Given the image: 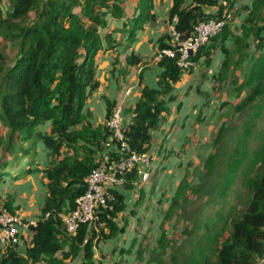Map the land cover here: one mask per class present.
I'll return each instance as SVG.
<instances>
[{
    "label": "trees",
    "instance_id": "16d2710c",
    "mask_svg": "<svg viewBox=\"0 0 264 264\" xmlns=\"http://www.w3.org/2000/svg\"><path fill=\"white\" fill-rule=\"evenodd\" d=\"M234 4L235 0H172L169 22L173 24L177 18L176 30L188 38L199 22L220 19L224 13L233 15ZM216 7V15L206 12ZM154 9L155 0H0V38L8 48L18 45L13 61L0 51V186L6 180L25 181L39 168L40 144L52 162L41 168L46 181L45 196L37 226L31 228L32 241L25 256L17 249L18 245L2 254L0 264H73L76 261L96 264V248L120 235L116 219L127 209L126 201L134 185L144 184L136 172L130 173L125 187L115 192L114 209L102 213L104 228L99 232L85 225L76 234H68L61 215L76 208V201L86 191L84 179L98 165L102 142L111 135L106 124L94 128L89 121L91 114L85 111L87 101L100 87L97 61L102 54L110 52L116 57V65L119 62L116 48L120 47V42L124 39L129 47L147 23L157 24ZM246 11L249 14L242 29L253 32L260 55L251 59L244 80L238 77L234 80L238 97L245 94L235 115L249 108L258 97H264V0H253ZM223 32L194 59L196 68L211 67L216 54L222 53L225 59L218 75L214 76L216 82H225L234 69L241 68L231 46L227 45L230 35ZM166 37L159 40V49L167 47ZM232 42V46L236 45L234 48H249L238 35ZM126 61L127 68L119 72V78H125L131 67L142 66V71L139 73L140 97L133 108L123 107L124 135L132 150L149 154L154 149L153 133L158 132L160 139L165 133L163 127L170 107L178 101L176 85L185 74L175 60L163 58L156 62L162 73L157 77V87L153 88L144 84L146 63L134 53ZM194 69L188 73H193ZM106 106L107 121L117 107L113 108L114 104L108 99ZM128 116L130 121L124 124ZM197 119L200 122V116ZM262 133L249 170V173L253 171L252 175L248 176L247 171L241 174L242 184L247 189L244 202L231 209L222 223L215 224L213 219H208L206 229L200 232L199 248L189 254L179 251L169 259L172 264L261 262L264 257ZM163 140L166 141V136ZM219 156L208 157L204 167L209 171L215 169ZM188 183L185 175L170 200L167 215L194 189ZM14 204L13 196L2 198L0 195V213L7 209L15 214L19 208ZM136 260L141 261V258Z\"/></svg>",
    "mask_w": 264,
    "mask_h": 264
},
{
    "label": "rangeland",
    "instance_id": "374dc122",
    "mask_svg": "<svg viewBox=\"0 0 264 264\" xmlns=\"http://www.w3.org/2000/svg\"><path fill=\"white\" fill-rule=\"evenodd\" d=\"M252 1L235 0L231 11L232 21L223 32L230 35L227 45L231 46L229 48H232L241 68L243 64V70L234 69L230 79L216 82L214 76L218 75L225 59L218 52L211 67L200 65L195 73L184 76L179 88L183 93H189L182 105L187 106H184L183 112L192 111L187 117L192 119L187 128L193 136L185 139L184 135L179 136L176 149L170 152L166 150L163 157H157V160H161L160 167L152 174L149 185L139 182L134 185L126 201L127 209L116 219L120 227V232H116L120 235L96 248V264L121 261L122 264H172L169 259L179 251L189 254L199 248L200 232L206 229L208 219H213L215 224L222 223L230 210L246 199L247 189L242 184L241 174L247 171L248 176L252 175L253 171L249 173V170L264 131V97H258L249 108L235 115L245 94L238 97L234 80L237 77L244 80L251 59L260 55L253 32L242 29L243 21L249 14L246 8L251 6ZM162 4L163 1L155 0V12L160 10ZM235 35L244 39L249 48H234L236 45L232 46V38ZM141 45L144 48L153 46H150L151 51L156 48L151 43L147 45L143 42ZM7 48L0 38V51L13 61L18 53V45L12 44ZM113 58L115 61L116 57ZM202 61L200 64H203ZM195 116H200V122L194 119ZM187 118L184 117V120ZM199 131L200 136L194 137ZM157 133H153V145L159 144ZM186 150L188 156L185 155ZM218 154L220 160L216 168L209 171L204 167L206 160L213 155L217 158ZM48 163L52 164L47 160ZM185 175L194 189L167 215L170 200ZM137 258H141V261Z\"/></svg>",
    "mask_w": 264,
    "mask_h": 264
},
{
    "label": "crops",
    "instance_id": "0c3cea01",
    "mask_svg": "<svg viewBox=\"0 0 264 264\" xmlns=\"http://www.w3.org/2000/svg\"><path fill=\"white\" fill-rule=\"evenodd\" d=\"M162 7H164L163 10ZM162 7L159 11L154 9V12L158 16L157 24L147 23L142 32L137 36V40L129 47H127L126 41L123 39V42H120V47L117 48V56L119 58V62L114 65V58L112 53L106 52L102 54L100 59L97 61V79L100 81V87L95 91L92 97L87 101L85 106V111L91 114V119L89 121L94 126V128H98L100 126L105 127L106 117H107V106L106 100L108 99L114 107L122 106L124 108L129 109L130 107L136 104V101L140 97L141 87L139 85V73L142 71V66L140 67H131L129 74L125 78H119V72L122 69L127 68V59L133 53L138 55L144 63H146L145 73H144V84L150 87H157V77L162 73V69L157 66V61L155 60V55L157 50L159 49L160 43L159 40L163 36H167L164 39V42L167 46L169 39L171 37V33L169 32L172 23L169 22V12L172 7V0H163ZM162 11V12H161ZM218 11V7L207 9L208 14L216 15ZM147 38V40H146ZM146 42L147 45L150 43L155 45V51H151L150 46H146L144 48L141 44ZM153 48V46H151ZM144 49H146L144 51ZM197 68L194 69L193 73H195ZM188 73V74H193ZM185 74L184 76H186ZM184 76L182 81H184ZM181 83V82H180ZM179 83V84H180ZM183 83V82H182ZM179 84L176 85V95H184L179 96L178 101L173 103L170 107V114L168 115V119L164 124L165 133L162 134V139H160L161 135L158 134L159 144L154 145V149L150 151V155L152 156V169L153 173L157 170L158 166L160 167L161 160H157L158 156H164V152H170L172 149H176V141H178L179 136L184 135V139L186 137H192L193 134H190L187 127H189V123H191V118H187L188 115H191L189 111H184V106L186 105H177L183 104V100L188 97V92L184 93L180 90ZM183 85H180L182 87ZM197 87H200L198 85ZM194 90V89H193ZM199 104V102H197ZM174 105H177L174 107ZM124 107V108H123ZM191 107V106H189ZM188 107V108H189ZM172 112V114H171ZM184 117L187 118L184 120ZM190 117V116H189ZM130 121V116L124 118L125 122ZM46 129V128H43ZM189 133V134H188ZM166 136V141L163 140V137ZM200 134H197L194 137H198ZM42 147V149H41ZM181 149V148H180ZM39 157L38 164L39 169H35L30 177H28L25 181H4L0 186V195L2 198H7L8 196H13L15 198V207L19 208V210L15 213L22 218H26L27 220L38 221L40 215L41 204L43 203V199L45 196L46 189V181L43 178V173L41 172V168L48 166L46 150L43 145H39ZM152 152V154H151ZM162 152V153H161ZM161 153V154H160ZM188 150H186V154L188 156ZM98 159V158H97ZM26 160V159H25ZM183 159L182 162H184ZM184 169V168H183ZM149 185V182L147 183ZM146 184V185H147ZM44 185V186H43ZM7 210V209H6ZM8 211V210H7ZM32 241V231L31 229H21L20 230V243L17 249L20 253L25 256V253ZM1 250V249H0ZM4 253L1 250V256ZM264 264V263H260Z\"/></svg>",
    "mask_w": 264,
    "mask_h": 264
},
{
    "label": "built area",
    "instance_id": "2783aa9c",
    "mask_svg": "<svg viewBox=\"0 0 264 264\" xmlns=\"http://www.w3.org/2000/svg\"><path fill=\"white\" fill-rule=\"evenodd\" d=\"M231 19V14L224 13L220 19L201 21L195 26L192 36L184 38L176 30L177 18H174L169 30L171 37L167 47L157 50L155 60L173 59L179 69L187 74L196 68L194 59L199 51L220 35ZM122 114V106H119L107 119L105 124L111 135L102 142V154L97 156L98 165L84 179L86 191L76 201V208L73 211L61 215L62 225L68 234H76L85 225L92 227L96 232L102 230L104 228L102 213L114 209L115 192L125 187L127 176L136 172L144 184L152 177L153 159L148 153L139 154L132 150L124 135ZM46 217H49V214ZM37 222L25 220L3 209L0 213V249L5 252L18 246L20 230L34 228ZM260 263H264V257Z\"/></svg>",
    "mask_w": 264,
    "mask_h": 264
}]
</instances>
